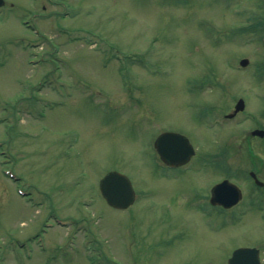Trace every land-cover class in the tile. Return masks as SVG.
Here are the masks:
<instances>
[{"label": "rangeland", "instance_id": "1", "mask_svg": "<svg viewBox=\"0 0 264 264\" xmlns=\"http://www.w3.org/2000/svg\"><path fill=\"white\" fill-rule=\"evenodd\" d=\"M263 26L264 0H5L0 264H227L242 245L264 264V192L248 177L264 178L250 134L264 128ZM166 129L195 146L189 166L159 159ZM111 170L131 179L129 208L100 193ZM226 177L245 188L231 210L208 202Z\"/></svg>", "mask_w": 264, "mask_h": 264}, {"label": "water", "instance_id": "2", "mask_svg": "<svg viewBox=\"0 0 264 264\" xmlns=\"http://www.w3.org/2000/svg\"><path fill=\"white\" fill-rule=\"evenodd\" d=\"M3 0H0V4ZM247 59L242 60V64H246ZM245 106L244 100L239 99L236 104L235 111L229 116L235 115ZM264 136V130L256 129L252 132ZM155 146L162 159L172 166L181 165L187 162L191 155L194 154V148L189 139L182 134L176 132H164L155 141ZM255 176V174L253 173ZM257 183H264L256 180ZM100 189L108 203L117 208L128 207L135 198V191L130 179L123 173L118 171L108 172L100 182ZM241 199V191L239 188L224 180L216 184L213 188L212 203L223 204L224 206H232ZM229 264H261L259 260V250L255 247H239L234 250L229 258Z\"/></svg>", "mask_w": 264, "mask_h": 264}, {"label": "flooded vegetation", "instance_id": "3", "mask_svg": "<svg viewBox=\"0 0 264 264\" xmlns=\"http://www.w3.org/2000/svg\"><path fill=\"white\" fill-rule=\"evenodd\" d=\"M242 191H243V198H244V196H245V191L242 189ZM264 192V191H263ZM238 205V204H237ZM237 205H234V206H232V207H230V208H228V209H232V208H234L235 206H237Z\"/></svg>", "mask_w": 264, "mask_h": 264}]
</instances>
